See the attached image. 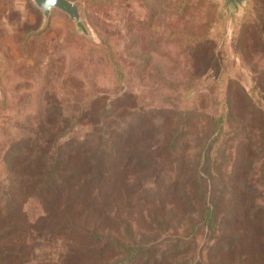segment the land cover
I'll list each match as a JSON object with an SVG mask.
<instances>
[{"label": "rangeland", "instance_id": "obj_1", "mask_svg": "<svg viewBox=\"0 0 264 264\" xmlns=\"http://www.w3.org/2000/svg\"><path fill=\"white\" fill-rule=\"evenodd\" d=\"M68 1L0 0V264H264V0Z\"/></svg>", "mask_w": 264, "mask_h": 264}, {"label": "trees", "instance_id": "obj_2", "mask_svg": "<svg viewBox=\"0 0 264 264\" xmlns=\"http://www.w3.org/2000/svg\"><path fill=\"white\" fill-rule=\"evenodd\" d=\"M183 128L185 129V126H183ZM103 137H105V135ZM110 145L111 144H107L106 140H105V143H104V140H102L100 142V145L97 146V148L92 152V154H94L95 152H97L96 155H102L104 152L110 153V148H112ZM51 165L52 167L50 169V172H51L50 174L54 175V180L49 179L47 182L49 183V182L54 181L55 183H57L58 180L55 179V177H56V174L59 173L60 168L58 164H51ZM91 165L96 166L95 163H92ZM261 172L264 173V163H262L261 165ZM219 208H220L219 200L214 201L212 198L205 197V195L202 196L201 207H200V212H201L200 223L208 231H211V232L214 231L215 227L217 226V215H218Z\"/></svg>", "mask_w": 264, "mask_h": 264}, {"label": "water", "instance_id": "obj_3", "mask_svg": "<svg viewBox=\"0 0 264 264\" xmlns=\"http://www.w3.org/2000/svg\"><path fill=\"white\" fill-rule=\"evenodd\" d=\"M35 6L42 11L45 19L48 18L52 9H58L67 14L71 20L78 21L79 11L75 3L68 0H32ZM245 0H228L229 3L238 5Z\"/></svg>", "mask_w": 264, "mask_h": 264}]
</instances>
